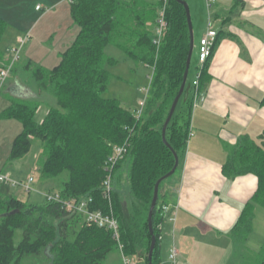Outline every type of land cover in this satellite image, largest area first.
Returning a JSON list of instances; mask_svg holds the SVG:
<instances>
[{"label": "trees", "instance_id": "1", "mask_svg": "<svg viewBox=\"0 0 264 264\" xmlns=\"http://www.w3.org/2000/svg\"><path fill=\"white\" fill-rule=\"evenodd\" d=\"M162 6V0H73L70 15L78 32L61 54L59 64L52 69L32 62L20 67L21 74L16 77L25 85V95L8 92L15 80H7L0 88L11 104L0 114V120H17L22 125L8 161L25 158L32 139L40 140L39 181L55 184L52 193L65 200L91 196L94 198L92 210L105 213L112 210L119 223L124 254L130 258L137 256L139 264H148L152 242L148 216L156 183L174 168L175 154L182 164L192 133L195 89L191 82L194 75L190 78V74L167 129L170 147L162 137L164 124L183 83L191 43L184 6L169 0L168 28L160 44H155ZM7 29L8 24L0 17V42ZM109 46L118 47L126 60L152 70L140 119L119 100L105 97L112 78L108 67L118 63V59L106 53ZM208 61L200 69L198 93L209 79ZM9 62L0 50V67H8ZM42 105L49 110L40 123L36 114ZM128 140V154L114 171L118 178L115 177L110 203L104 198L106 160L114 146ZM124 169L130 187L128 196L121 190ZM224 173L229 178L246 174L258 178L257 191L244 207L230 236L236 264H264V244L257 254L246 247L253 232L256 207L264 210L263 143L242 137L237 145L229 148ZM175 175L159 188L153 216L157 240L153 264H160V226L166 218L163 209L171 205L165 188ZM5 188L7 191L0 190V264H24L40 256H45L48 264H105L111 254L119 251L110 231L88 226L81 217L67 212L62 204L48 200L31 204ZM18 231L21 238L17 243Z\"/></svg>", "mask_w": 264, "mask_h": 264}, {"label": "crops", "instance_id": "2", "mask_svg": "<svg viewBox=\"0 0 264 264\" xmlns=\"http://www.w3.org/2000/svg\"><path fill=\"white\" fill-rule=\"evenodd\" d=\"M194 7V53L198 57L193 75L201 66L199 46L209 20L206 0L202 7L197 3ZM211 13L218 42L208 61L209 79L201 85L200 99L193 107L186 155L165 188L171 209L160 226V264H236L230 233L258 188L255 175L229 178L224 167L229 148L242 137L264 145V0H217ZM67 24L65 36L68 34L72 44L76 26L69 19ZM106 52L118 62L128 61L116 46H109ZM20 61L34 63L30 58ZM130 62L133 70L139 68ZM5 100L0 114L11 105L6 96ZM39 109L42 123L49 109ZM40 185L37 191L45 195L56 187L53 183ZM0 190L7 188L0 185ZM255 234L253 227L246 247L257 254L264 239L255 243Z\"/></svg>", "mask_w": 264, "mask_h": 264}, {"label": "rangeland", "instance_id": "3", "mask_svg": "<svg viewBox=\"0 0 264 264\" xmlns=\"http://www.w3.org/2000/svg\"><path fill=\"white\" fill-rule=\"evenodd\" d=\"M204 1L187 0L192 9L194 26L197 23L194 5L197 3V5L202 7ZM70 5L66 0H0V17L8 24V29L0 42V50L4 53L5 59L11 62H9L10 65L15 59V55L11 50L20 48V40H23L26 36H29V40L20 50L21 58L25 59V61H28L30 58L34 64L39 63L41 66L49 69L59 64L61 54L71 44L68 34L65 36V30L68 26L67 20L69 19V23H74L71 15L68 13ZM37 6H41L42 11H37ZM66 13H68V16ZM77 32V28H75V35ZM196 53H194L192 58L190 78L196 68L195 65L198 57ZM130 63V60L127 62L119 61L116 65L108 67L112 78L105 97L119 100L125 108L135 111V109L140 108L141 102L145 101L147 96L145 91L150 85L152 70L143 65H138L139 68L133 70ZM25 65L26 63L23 61L14 63L8 78L12 82L15 80L14 85H18L21 88L26 87L16 76L21 74L20 67ZM3 68L5 67L3 66ZM3 101H6L5 91L0 92V108L4 106ZM42 106L44 108V105ZM36 120L38 122L41 120L40 109L36 114ZM21 128L22 125L17 120H0V173H3L17 183H27L30 178H33L35 181L32 184L31 193H26L19 187L14 189L9 188V191L23 201L32 204H42L46 200L45 194L37 191L36 188L37 186L41 188L38 170L42 151L41 141L32 139L30 152L25 158L13 162L8 161L12 143L22 131ZM115 177L118 178V174ZM121 190L125 196L130 194L126 169H124ZM256 208L254 226L256 234L253 236V239L255 243H258L260 238L264 239V210L259 206ZM20 238L21 232L18 231L16 236L17 243ZM135 258L137 259V256ZM24 264H48V262L45 256H40L27 260ZM105 264H124L123 255L120 251H116L109 256Z\"/></svg>", "mask_w": 264, "mask_h": 264}, {"label": "built area", "instance_id": "4", "mask_svg": "<svg viewBox=\"0 0 264 264\" xmlns=\"http://www.w3.org/2000/svg\"><path fill=\"white\" fill-rule=\"evenodd\" d=\"M70 4L73 3V0H66ZM169 0H162L163 6L159 10L158 14V20H157V27H156V40L155 44L159 45L163 36L165 35V32L168 28V23L166 20V11H167V5ZM217 0H206V8L208 11V27L205 35L202 37L200 41L199 46V61H200V68L197 69V71L194 73V77L192 78V86L195 89V96H194V104L198 102L200 99V94L198 93L199 89V79L201 75V70L204 66V64L212 57L214 53V49L217 43V37H218V31L215 29L212 17V8L216 4ZM37 11H41V6L36 7ZM29 40V36H26L23 38V40L20 41V48L13 49L11 52L15 55V59L12 61V64L8 67H0V88L5 85L7 82L9 75L11 73V68L14 63H18L21 59V48L23 45ZM11 63V62H10ZM199 70V71H198ZM151 83V80H150ZM149 88L145 91L146 95L148 96ZM147 96L145 98V101L141 102L140 108L135 111V115L137 119H140L143 115V111L146 105ZM192 135V133H191ZM130 148L129 140L126 141L123 145H116L113 148V153L108 157L105 164V172H106V178L103 182L104 187V198L109 200L111 203V194L114 190L115 185V175L114 171L116 166L127 156L128 151ZM34 179L30 178L27 183L20 182L17 183L15 181H12L8 176L4 175L3 173H0V184L4 185L8 188H22L26 193H31L32 191V184L34 183ZM46 200L48 201H55L60 204H62L63 208L69 212L73 213L76 216H79L82 218L83 222L86 223L88 226H97L99 228L106 229L110 231L118 243L119 251L123 255V261L124 264H139L140 259L139 258H130L125 256L123 251V245L120 239V227L118 220L114 216L113 211L111 210L109 213H105L102 210H92V205L94 204V198L91 196H86L82 198H74V199H63L59 194L55 193H48L45 195ZM171 209V206H165L163 209V215L166 217ZM175 257V253L172 256V258Z\"/></svg>", "mask_w": 264, "mask_h": 264}, {"label": "water", "instance_id": "5", "mask_svg": "<svg viewBox=\"0 0 264 264\" xmlns=\"http://www.w3.org/2000/svg\"><path fill=\"white\" fill-rule=\"evenodd\" d=\"M176 1H178V3L183 5L185 8L188 26H189V31H190L191 43H190V50H189V55H188V59H187V63H186V71L184 74L183 83H182V86L179 90V93L177 94V96H176V98L172 104V107L170 109L169 115L167 117V120L164 124L163 131H162L163 141L168 147H170V146H169L167 139H166L167 129H168V126H169V124H170V122H171V120H172V118L176 112L178 104H179V102H180V100L184 94V91L186 89V86L188 84V80H189V76H190V69H191V65H192V58H193L194 50H195V31H194V25H193V21H192V13H191L190 6H189L187 1H184V0H176ZM25 91H24V87L21 88L18 85H12L8 89V92H10L12 95H16V96L25 95ZM175 159H176V162H175V166L172 169V171L169 172L164 177H162L156 183V186H155L154 197H153V201H152L150 211H149V216H148V225H149L150 234L152 236L151 247H150V251H149V255H148V264H153V255H154L156 242H157L156 237L154 235V231H153V216H154V211H155V208L157 206V202H158V198H159V188H160L161 183L164 182L165 180L171 178L173 175H175L177 169L179 168L180 160H179V157L177 156V154H175Z\"/></svg>", "mask_w": 264, "mask_h": 264}]
</instances>
